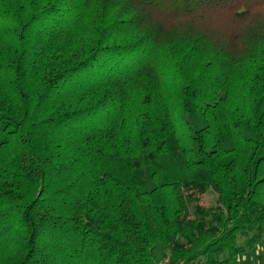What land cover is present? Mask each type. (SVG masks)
I'll return each mask as SVG.
<instances>
[{
  "label": "trees",
  "instance_id": "trees-1",
  "mask_svg": "<svg viewBox=\"0 0 264 264\" xmlns=\"http://www.w3.org/2000/svg\"><path fill=\"white\" fill-rule=\"evenodd\" d=\"M262 242L264 0H0V264Z\"/></svg>",
  "mask_w": 264,
  "mask_h": 264
},
{
  "label": "rangeland",
  "instance_id": "rangeland-1",
  "mask_svg": "<svg viewBox=\"0 0 264 264\" xmlns=\"http://www.w3.org/2000/svg\"><path fill=\"white\" fill-rule=\"evenodd\" d=\"M200 204L204 207H215L218 205L217 196L214 192L209 191L201 199ZM192 206H189V211L192 213ZM264 242L257 244L254 250L249 251L237 259L236 264H264V255L262 254ZM163 264V263H162Z\"/></svg>",
  "mask_w": 264,
  "mask_h": 264
}]
</instances>
